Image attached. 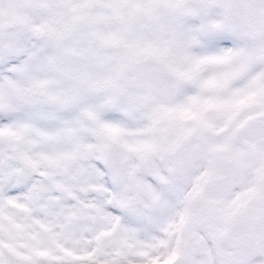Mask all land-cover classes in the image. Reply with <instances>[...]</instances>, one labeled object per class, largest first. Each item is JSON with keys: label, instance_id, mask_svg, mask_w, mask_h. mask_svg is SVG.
Masks as SVG:
<instances>
[{"label": "snow or ice", "instance_id": "6c2138e0", "mask_svg": "<svg viewBox=\"0 0 264 264\" xmlns=\"http://www.w3.org/2000/svg\"><path fill=\"white\" fill-rule=\"evenodd\" d=\"M0 264H264V0H0Z\"/></svg>", "mask_w": 264, "mask_h": 264}]
</instances>
